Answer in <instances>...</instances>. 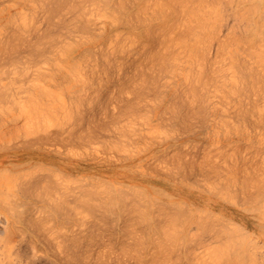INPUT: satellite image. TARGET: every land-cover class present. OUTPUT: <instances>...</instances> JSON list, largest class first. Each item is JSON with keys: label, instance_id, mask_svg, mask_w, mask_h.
<instances>
[{"label": "rangeland", "instance_id": "rangeland-1", "mask_svg": "<svg viewBox=\"0 0 264 264\" xmlns=\"http://www.w3.org/2000/svg\"><path fill=\"white\" fill-rule=\"evenodd\" d=\"M30 1L0 0V43L5 45L0 46V264H264V65L256 54L264 52V43L252 47L242 38L246 21L240 24L230 4L222 0L224 9L213 0L206 4L190 0L188 7L193 2L192 8L201 13H211L213 5L220 4V26L207 29L213 28L215 39L195 43L208 35L195 27L199 38L189 41L184 23L193 18L194 27L195 16L178 7L174 19L181 28L173 29L171 22L174 34L168 25L151 30L166 33L159 43L160 33L145 29V37L152 40L146 45L144 33L137 34L145 28L140 22L149 19L150 9L157 5L147 8L149 18L144 12V17H138L140 12L136 17L134 0H126L125 8L135 13L132 16L124 8L127 18L133 17L127 22L139 23L132 29L128 23V28L117 26L127 19L122 15L125 19L120 17L124 20L120 22L121 13L118 23L114 19L123 10L119 0H95L98 4L91 5L87 0V7L83 0H62L77 8L71 12L59 0L54 7L55 0ZM19 11L24 14L21 19ZM13 12L11 20L17 18V23L13 20L17 25L9 20ZM150 32L157 40L150 38ZM49 34L59 36L55 37L59 41ZM18 35L23 43L15 41ZM186 36L187 43H181ZM32 49L39 55L31 56ZM247 65H252V79L262 73L253 81L255 86L251 79L245 80L250 73ZM42 111L49 116L44 118L47 127L41 122ZM210 183L217 188L209 190ZM117 193L125 195H118L125 202ZM178 202L188 204L181 206L192 213L177 215L174 208L182 210ZM204 205L210 209L208 215ZM213 217L216 224L210 230L207 224ZM236 220L244 228H236ZM228 225L242 231L239 241ZM218 229L229 232L227 238Z\"/></svg>", "mask_w": 264, "mask_h": 264}, {"label": "bare ground", "instance_id": "bare-ground-1", "mask_svg": "<svg viewBox=\"0 0 264 264\" xmlns=\"http://www.w3.org/2000/svg\"><path fill=\"white\" fill-rule=\"evenodd\" d=\"M28 1H30V0H28ZM55 1H56V0H55ZM59 1L61 2L62 0H59ZM64 1H65V0H64ZM64 1H62V2L64 3ZM67 1H71V0H67ZM83 1H84V3H85V2H88L87 0H83ZM93 1H95V0H92V2H91V0H89V5H91L92 3H94ZM96 1L99 2L100 0H96ZM104 1H106V0H104ZM107 1H108V0H107ZM115 1H118V0H115ZM124 1H125V2H124ZM124 1H123V2L121 1V2H122V3H121L120 0H119V2H118L119 4H121V5H119V6H120L121 8H123V10H122L120 7H118V8H120V9L122 10V12H119V13H118V12L116 11V12H117V13H115L116 16H115V14L113 13L114 16H115L114 19L116 18L117 23H118V20L120 19V17H121L122 15H124L123 17L126 16V15H125V14H126L125 12L128 10V8H125V7H126L125 5H128V4H125V3H126V0H124ZM135 1H139V3L137 2V4H136ZM159 1H160V3H158ZM189 1H190V0H153L152 3H151V0H150V1H149V0H134V3H135V5H136V7H137V10H135V11L137 12V14H135V13H134V14H135V16H136V15H138L139 12H140V14L138 15V17H139L140 15H142L141 12H144V13H145L146 10H147V8H148V7H151L152 5H157V7H156V6H155V7L152 6V7H154L156 10H157V8H159L158 4L161 6L157 14L155 13L156 10H155V9H152V8L150 9L151 11L148 10L149 13H151V14L153 13L152 15H150V14L148 15V14H147L148 11H147V13H145L146 16H147V15H148L149 17L151 16L150 18L147 16L149 19H147L146 17H144V15H142V16L144 17V18L141 17V20H142V18H143V20H142L143 23H142V21L140 22V18H136L137 16L135 17V20H138V22H140V24L143 25L144 22H145V24H144L145 28H144V29L140 27L141 25L138 26V27L141 28V30L139 29L140 31H139L137 34H138V35H142L146 30H147L148 32L151 31V30L154 31L155 28H156V30H157V28H159V27L161 28L162 26L165 28V27H167V25H168V27H169V24H172V23H173V24L170 25V26H172L173 29L177 28V26H178V28H181V27L179 26V23L177 22L178 19L176 18L177 21L174 19V17H175V16L177 15V13H178V11H177L178 7H182V9H180V11H181V10H184L183 12H184L185 14H186V12H187V10H188V13L191 12V13H193V15L195 16V17H194V23L196 22V25H195L194 27H193V25H191V23H193V21H192L191 19H193V18H190V21H191L190 24H188V23H187V24L184 23V25L186 26V30H185V28H184L183 31H184L185 35H186V32H185V31H187V36H188V34H189V36H190V37L188 36L189 39H190L191 37H192V38L195 37V39L198 37L199 34L196 32L197 29L194 30L195 27L198 28V30H199L198 32H199V33L202 32V30H200V29L205 30V31L203 32V33H205V32H207V31L210 29V28H209L210 26H211V27H213V26H214V27H218V26H220L221 23H220V24H218V23H219V21L222 22V20H223V18L220 19L221 17H219V7H220V4H221V3H220L221 0H213L214 2L216 1V3L218 2V3H220V4H216V5H218V6L213 5L214 10H211V13H209V12H205V10H203V11L205 12V14H203L204 12L201 13V12H200L201 10H196L197 8H192V7L194 6V5H193V2H191V3H192V7H191V6L188 7L187 4L190 3ZM196 1H197V0H196ZM211 1H212V0H211ZM222 1H223V3H225V4H227V5L230 4L229 6L232 8V10L235 11V12L233 11V14L235 13V15H236V16L233 15V17H234L235 19H239V20H237L238 22L241 21V20H243L244 22L246 21V24H245L246 26H244L243 24L241 25V26H244V28H245V30H246V31L244 30L246 33L244 32L245 35L242 36L243 39H246L247 42L251 44V46H252V44L255 46V45H257V44L260 43V42H261L260 44L264 43V0H237V2H235V0H222ZM30 2H32V0H31ZM35 2H37V1L35 0ZM35 2L33 1V3H29V4H31V5L33 6V4H34ZM45 2H46V1H45ZM51 2L53 3L54 0L51 1ZM65 2H66V1H65ZM71 2H72V1H71ZM80 2H81V1H80ZM90 2H91V3H90ZM113 2H114V1H113ZM127 2H128V1H127ZM164 2H166V3H164ZM167 2H168V3H167ZM198 2H199V0L197 1V3H196V2H195V3H196V4H199ZM204 2H207V1H206V0H200V3L203 4ZM247 2H249V3H247ZM26 3H28V2H26ZM68 3H70V2H68ZM68 3H67V4L64 3L66 8H67L68 5H69ZM77 3H78V2H77ZM77 3H76V4H77ZM81 3H83V2H81ZM81 3H80V4H81ZM84 3H83V4H84ZM95 3H96V2H95ZM95 3H94V4H95ZM161 3H163V4H165V5H163V4H161ZM184 3H185V4L187 3V4H186L187 6H186ZM209 3H210V2H209ZM209 3H207V4L209 5ZM223 3L221 4V5H222V6H221L222 8H223V6H225V4H223ZM232 3H234L233 6H235V8H233V7L231 6ZM29 4H28V5H29ZM35 4H36V3H35ZM41 4H42V3H41ZM58 4H60V3H59L58 1H56L55 4L53 3V7H54V5H58ZM70 4H71V3H70ZM73 4H75V3H73ZM83 4H82V5H83ZM87 4H88V3H87ZM87 4L85 3L86 7H87ZM96 4H98V3H96ZM100 4H101V3H100ZM104 4H107V2H105ZM104 4L102 3V6H103ZM204 4H206V3H204ZM212 4H215V3H212ZM212 4H210L209 6L211 7ZM240 4H242V6H241L240 9L237 10V6L240 5ZM22 5H24V4H22ZM26 5H27V4H26ZM50 5H51V4H50ZM61 5H62V3H61ZM66 5H67V6H66ZM85 5H84V8H85ZM131 5H132V4H131ZM162 5H163L164 7H163ZM32 6H31V7H32ZM58 6H59V5H58ZM70 6H71V5H70ZM72 6H73V5H72ZM72 6H71V8H72ZM80 6H81V5H80ZM113 6H115V2H114V4H113ZM113 6H112V7H113ZM117 6H118V5H117ZM123 6H124V7H123ZM133 6H134V5H133ZM198 6H199V5H198ZM198 6H197V7H198ZM200 6H201V9H202L203 6H202L201 4H200ZM61 7H63V5H62ZM61 7H59V8H60V9H63V8H61ZM76 7H77V6H76ZM82 7H83V6H82ZM89 7H90V6H89ZM93 7H94V6H93ZM165 7H166V9H167V7H169V12H168V10H166L167 12H166V11L163 12V10H164ZM186 7H187V9H186ZM29 8H30V7H29ZM49 8H50V6H49ZM59 8L56 7V9H54V10H59ZM71 8L68 7V9H70V10H68V9H67V10L71 12ZM90 8H91V7H90ZM90 8H89V9H90ZM108 8H109V7H108ZM116 8H117V7H116ZM124 8L127 9V10L125 11ZM162 8H163V10H161ZM191 8H192V10H194V11H192ZM199 8H200V7H198V9H199ZM72 9H73V8H72ZM74 9H75V8H74ZM74 9H73V11H74ZM76 9H77V8H76ZM76 9H75V10H76ZM99 9H100V8H99ZM113 9H114V8H113ZM113 9H112V10H113ZM148 9H149V8H148ZM185 9H186V10H185ZM211 9H212V8H211ZM223 9H224V8H223ZM226 9H227V8H226ZM49 10H50V9H49ZM52 10H53V8H52V6H51V12H52ZM65 10H66V9H65ZM82 10H84V9H82ZM105 10H106V5H105V9H104V11H105ZM109 10H111V9H109ZM152 10H155V11L152 12ZM230 10H231V9L229 8V11H230ZM60 11H62V10H60ZM63 11H64V10H63ZM86 11H87V10H86ZM101 11L103 12V10H101ZM106 11H107V10H106ZM113 11H115V10H113ZM119 11H120V10H119ZM180 11H179V12H180ZM220 11H221V10H220ZM17 12H18V11H17ZM33 12H34V11H33ZM58 12H59V11H58ZM77 12H78V11H77ZM84 12H85V11L80 12V10H79L78 13L83 14ZM87 12H88V11H87ZM92 12H93V10H92ZM96 12H98V11H96ZM110 12H111V11H109V12H107V13L110 14ZM123 12H124V13H123ZM127 12L129 13L130 10H128ZM226 12H227V11H226ZM13 13H14V12H13ZM13 13H10L11 15L8 14V16L10 15V16H9V18H10L9 20H11V17H12V16H14V17L16 16V12H15L14 14H13ZM22 13H23L22 11H19V13H17V14H19V16H20V17H18V18L21 19ZM56 13H57V11H56ZM85 13H86V12H85ZM93 13H94V12H93ZM100 13H101V12H100ZM100 13H99V14H100ZM107 13L104 12V15H105V16L108 15ZM120 13H121V14H120ZM128 13H127V15H128ZM144 13H143V14H144ZM159 13H160V14H159ZM181 13H182V12H181ZM188 13H187V14H188ZM207 13H208V14H207ZM221 13H222V12H221ZM231 13H232V12H231ZM12 14H13V15H12ZM20 14H21V15H20ZM29 14H30V12H29ZM49 14H50V13H49ZM61 14H62V12H61ZM61 14H60V15H61ZM76 14H77V13H76ZM86 14H87V13H86ZM118 14H120V15H118ZM129 14H132V16L134 15L133 13H129ZM187 14H186V15H187ZM25 15H26V14H25ZM117 15L119 16V19H118ZM178 15H179V14H178ZM183 15H184V14H183ZM186 15H185V16H186ZM229 15L231 16V14H229ZM8 16H6V18H7ZM23 16H24V14H23ZM23 16H22V17H23ZM30 16L33 17V15H30ZM83 16H84V15H83ZM185 16H184V17H185ZM223 16H225V15H223ZM227 16H228V12H227V15H226L225 17H227ZM73 17H74V16H73ZM73 17H72V18H73ZM84 17H85V16H84ZM123 17H121V19H122ZM160 17H161V19H159ZM162 17H163V18H162ZM176 17H177V16H176ZM187 17H188V16H187ZM24 18H27V16H25ZM82 18H83V17H82ZM112 18H113V17H112ZM112 18H111V19H112ZM125 18H127V16H126ZM125 18H123V19H125ZM129 18L133 19V17H130V16H129ZM129 18L125 19V20H126V23H125L124 20H121V19H120V22H121V21H124V24H122V22H121V24H118L117 26H120V25H122V26H124V25L127 26V23H128L129 27L132 28V26L135 27V24H136V25L139 24V23H138V24H137V23H134V22L130 19V21H132V23H134V24L132 25L131 22H130V23L127 22V20H128ZM228 18H229V17H228ZM14 19H15V18H14ZM14 19H12L11 22L14 23V24H16V23H17V21H16L17 18H16V20H14ZM85 19H86V18H85ZM109 19H110V17H109ZM111 19H110V20H111ZM144 19H145V21H144ZM157 19H159V20L157 21ZM173 19H174V20H173ZM182 19H184V18H182ZM195 19H196V21H195ZM235 19H234V20H235ZM2 20H3V19H2ZM2 20H1V21H2ZM9 20H8V21H9ZM13 20L16 21V23H15ZM23 20H24V19H23ZM23 20H22V21L19 20L20 23L23 22ZM135 20H134V21H135ZM172 20H173L174 22H173ZM185 20H186V19H185ZM187 20H188V18H187ZM6 21H7V20H6ZM19 21H18V22H19ZM31 21H32V19H31ZM84 21H85V20H84ZM84 21H83V22H84ZM112 21H113V19H112ZM114 21H115V20H114ZM114 21H113V22H114ZM154 21H157V22H158V23H157L158 25H157ZM180 21H181V19H180ZM180 21H179V22H180ZM9 22H10V21H9ZM11 22H10V23H11ZM24 22L27 23L26 19H25ZM24 22H23V24H21L22 26L25 24ZM115 22H116V21H115ZM120 22H119V23H120ZM159 22H160L161 24H160ZM171 22H172V23H171ZM182 22H183V20H182ZM188 22H189V21H188ZM217 22H218V23H217ZM244 22H243V23H244ZM6 23H7V22H6ZM6 23H4V24L6 25ZM20 23H19V25H20ZM174 23H177V24H175V25H176L175 27H173V26H174ZM234 23H235V22H234ZM239 23H240V22H239ZM239 23H238V24H239ZM31 24H32V23H30L29 25H31ZM74 24H75V23H73V25H74ZM84 24L86 25V23H84ZM113 24H115V23H113ZM153 24H156L157 26H156V27H153V26H154ZM181 24H182V23H181ZM214 24H218V26H216V25H214ZM235 24H236V26H237V23H235ZM240 24H241V23H240ZM5 25H2V26H5ZM7 25H8V23H7ZM9 25H11V24H9ZM16 25H17V24H16ZM19 25H18V26H19ZM29 25H28V23H27L28 28H31L32 26L30 27ZM62 25H63V24H62ZM71 25H72V24H71ZM85 25H83V26L81 25V26H82L83 28H86L87 25H86V26H85ZM130 25H131V26H130ZM159 25H162V26H159ZM182 25H183V24H182ZM182 25H181V26H182ZM187 25H190V26L188 27V29H187ZM2 26H1V28H2ZM14 26H15V25H14ZM27 26L25 25L26 28H27ZM110 26H112V24H111ZM117 26H115V27H117ZM151 26H152V27H151ZM158 26H159V27H158ZM233 26H234V25H233ZM236 26L233 28V29H234L233 32H234V31H237V30H235V29H237ZM12 27H13V26H12ZM82 27H81V28H82ZM142 27H143V26H142ZM168 27H167V28H168ZM191 27H192V28H191ZM239 27H240V26H239ZM26 28H24V30H26ZM28 28H27V30H28ZM117 28H119V27H117ZM127 28H128V26H127ZM136 28H137V26H136ZM150 28H154V29H150ZM193 28H194V29H193ZM208 28H209V29H208ZM244 28H243V29H244ZM2 29H3V28H2ZM17 29H18V28H17ZM86 29H87V28H86ZM105 29H106V27H105ZM105 29H104V30H105ZM111 29H112V28H111ZM132 29H135V28H132ZM142 29H143V30H142ZM145 29H146V30H145ZM169 29H170V27H169ZM207 29H208V30H207ZM212 29H213V28H211V31H212ZM18 30H20V29H18ZM27 30H26V31H27ZM109 30H110V29H109ZM121 30H123V29H120V31H121ZM124 30H126V29H124ZM144 30H145V31H144ZM167 30H168V29H167ZM170 30H171V29H170ZM170 30H168V31H169L168 34H172V33L174 32L173 30H171V32L173 31V32L171 33ZM192 30H194V31L196 32V34H195V32L192 31ZM82 31H83V30H82ZM120 31H119V29H118V32H119V33H120ZM127 31H128V30H127ZM141 31H142V32L144 31V32L142 33ZM147 31H146V33L148 34ZM153 31H151V32H153ZM159 31H160V30H159ZM159 31L153 32V34H154V33L157 34V32H159ZM178 31H180V30H178ZM189 31H190V32H189ZM200 31H201V32H200ZM211 31H209V32L211 33ZM215 31H217V28H216ZM215 31L213 30V32H215ZM239 31H240V30H239ZM27 32H28V31H27ZM27 32H26V33H27ZM105 32H106V30H105ZM115 32H117V30H116ZM118 32H117V34H119ZM134 32H135V31H134ZM136 32H137V31H136ZM151 32H150V33H151ZM209 32H207V34H208V35H207V38H204V37L206 36V33H205V36H202L203 38L200 37V39H199L200 41H199V40L197 41V39H198L199 37L196 39L197 42H195V40L192 39V38L189 40V39L187 38V36L185 37L186 39L182 37V38H183V41H182V39H181V40L178 39V38H177V39H178L179 41H182L181 43L186 42L187 40H189V41H191V42L194 41L195 43H198V42H199V44H200V43L202 44L201 39H202V40H203V39H209V41H210V40H211V37L215 36V34H212V33H211V34H212V36H211V35L209 34ZM240 32H241V31H240ZM23 33H24V32H23ZM26 33H24V34L26 35ZM121 33H122V32H121ZM124 33H125V32H124ZM130 33H131V32H130ZM140 33H141V34H140ZM150 33H149L150 38H153L154 35H153L152 33H151V34H150ZM159 33H160V32H159ZM161 33H163L162 30H161ZM161 33H160V35L157 34L158 37L155 35V36L157 37V39L159 38L158 40L156 39V37H154V39L157 40L158 43H159L160 39L162 40V35H165V34H166V33H164V34L161 35ZM184 33H181V35L184 34ZM191 33H192V34H191ZM193 33L195 34V36H193ZM231 33H232V31H231ZM17 34H18V33H17ZM17 34L14 33V36L17 35ZM20 34H21V33H20ZM24 34H23V35H24ZM113 34H116V33H113ZM126 34H127V33H125V35H126ZM147 34H146V35H147ZM173 34H174V33H173ZM179 34H180V33H179ZM197 34H198V35H197ZM201 34H202V33H201ZM234 34H235V33H232V35H230V34H229V35H230V36H233ZM236 34H237V33H236ZM49 35H50V34H49ZM49 35H47L46 38H45V37H44V38H45L46 40H48L47 37L49 38L50 36H51V37L53 36L52 39H54L55 37H59V36H54L53 34L50 35V36H49ZM103 35H105V33H104ZM125 35H123V36L125 37ZM129 35H130V34H129ZM131 35H132V34H131ZM146 35H145V33H144V35H143L142 37L145 38L144 40H146L145 42H146V45H147V42H148V40H150V39L148 38V40H147L148 35H147V37H145ZM151 35H152L153 37H151ZM196 35H197V36H196ZM202 35H203V34H202ZM238 35H239V34H238ZM238 35H235V36H238ZM43 36H44V35H43ZM106 36H108V35H106ZM110 36H112L111 32H110V34H109V37H110ZM113 36H114V35H113ZM120 36H121V35H120ZM123 36H122V37H123ZM159 36H161V38H160ZM170 36H171L172 38H175V37H173L172 35H170ZM175 36H176V35H175ZM182 36H184V35H182ZM208 36H209V37H208ZM235 36H234V38H236ZM239 36H240V35H239ZM11 37H12V35H11ZM20 37L22 38L21 35H20ZM24 37H25V36H23V38H24ZM51 37H50V38H51ZM97 37H98V36H97ZM99 37H100V36H99ZM101 37H102V36H101ZM101 37H100V38H101ZM109 37H107V38H109ZM117 37H119V36L117 35ZM176 37H177V36H176ZM180 37H181V36H180ZM15 38H16L15 41L18 42V41H19V40H18L19 35H18V37H17V36L14 37V39H15ZM21 38H20V39H21ZM112 38H114V37H112ZM167 38H170V37L167 36ZM228 38H229V37H228ZM228 38H227V40H228ZM239 38H240V37H239ZM7 39H8V38H7ZM25 39H26V38H25ZM41 39H42V38H41ZM45 39H44V41H45ZM57 39H58V38H55L53 41L56 42ZM94 39L96 40V36H95ZM102 39H103V37H102ZM117 39H118V38H117ZM121 39H122V38H121ZM163 39H165V42H166V36H165V38H164V36H163ZM177 39H176V40H177ZM213 39H215V38L213 37L212 40H213ZM95 40H94V43H95ZM105 40H106V37L104 38V41H105ZM110 40H112L111 37H110ZM124 40H125V39H124ZM124 40H123V42H124ZM141 40H142V39H141ZM155 40H154V42L157 43V41H155ZM167 40H168V39H167ZM185 40H186V41H185ZM192 40H193V41H192ZM237 40H240V42H241V38H240V39H237ZM237 40H235V41L239 44V41H237ZM246 40H245V44L247 45L248 43H246ZM260 40H261V41H260ZM40 41H42V43H43V40H40ZM40 41H39V42H40ZM53 41H52V42H53ZM58 41H59V39H58ZM96 41L99 42V39L96 40ZM119 41H120V40H119ZM150 41H152V40H150ZM163 41H164V40H163ZM169 41H170V43L168 42L169 44H172V43H173V42L171 43L172 40H169ZM174 41H175V40H174ZM189 41H188V42H189ZM205 41H208V40H204V42H205ZM209 41H208V42H209ZM235 41H233V42H235ZM242 41H244V40H242ZM258 41H259V42H258ZM8 42H10V41H8ZM19 42H20V43H23L22 40L19 41ZM45 42H46V41H45ZM45 42H44V43H45ZM120 42H122V41H120ZM145 42H144V43H145ZM160 42H161V41H160ZM175 42H176V41H175ZM204 42H203V43H204ZM208 42H206V43H208ZM233 42L230 43V41H229V44H233ZM2 43H3V42H2ZM2 43H0V46H1ZM11 43H12V42H11ZM11 43H10L11 47H12V46H15V45L17 46V44H11ZM14 43H15V42H14ZM24 43H26V42L24 41ZM29 43H30V41L28 42V44H29ZM40 43H41V42H40ZM47 43H48V42H47ZM152 43H153V42H152ZM176 43H177V42H176ZM186 43H187V42H186ZM186 43H184V45H185ZM225 43L228 44V41L225 42ZM237 43H236V44H237ZM256 43H257V44H256ZM32 44H33V43H32ZM36 44H38V42H37ZM120 44H121V43H120ZM148 44H150V43L148 42ZM192 44H193V43H192ZM245 44H244V45H245ZM2 45H3V47L5 46L4 44H2ZM18 45H20V44H18ZM29 45H30V44H29ZM40 45H41V44H39V46H40ZM42 45H43V44H42ZM46 45H47V44H46ZM175 45H176V44H175ZM177 45H178V44H177ZM233 45H235V43H234ZM240 45H241V44H240ZM262 45H264V44H262ZM262 45H261V46H262ZM8 46H9V45H8ZM16 46H15V47H16ZM33 46H34V45H33ZM35 46H37V45H35ZM181 46H182V44H181ZM189 46H190V45H189ZM254 46H252V47H254ZM258 46H259V48H261V46H260L259 44H258ZM18 47H19V46H17V48H18ZM20 47L22 48V46H20ZM40 47H41V46H40ZM42 47H43V46H42ZM195 47H196V44H195ZM195 47H194V48H191V47L189 48V47H188V49H189V51H191V50L194 51L193 49H195ZM245 47H246V46H245ZM262 47H263V46H262ZM13 48H14V47H13ZM34 48H36V47H34ZM34 48H33V49H34ZM43 48H44V47H43ZM183 48H184V46H183ZM185 48H186V46H185ZM185 48H184V49H185ZM250 48H251V47H250ZM2 49H3V48H2ZM4 49H6V48H4ZM33 49H32V50H33ZM48 49H49V48H48ZM66 49H67V48H66ZM251 49H253V50L255 51V48H251ZM261 49L264 51L263 48H261ZM12 50H13V49H12ZM16 50H17V49H16ZM30 50H31V49H30ZM30 50H29V51H30ZM35 50H36V49H35ZM37 50H39L38 53H40V51H41L40 48H39V49L37 48ZM248 50H249V49H248ZM5 51H6V50H5ZM10 51H11V50H10ZM13 51H14V50H13ZM70 51H73V50L70 49ZM42 52H43V51H42ZM42 52H41V53H42ZM65 52H66V51H65ZM252 52H253V51H252ZM13 53H14V52H13ZM22 53H23V52H22ZM31 53H32V54H31ZM31 53H30L31 56H37V55H39V54L36 55L35 53H37V51L34 52V50H33ZM33 53H34L35 55H33ZM41 53H40V54H41ZM68 53H69V52H68ZM250 53H251V51H250ZM250 53H249L250 56L253 55L252 53H251V54H250ZM253 53H254V52H253ZM261 53H262V54H261ZM11 54H12V52H11ZM70 54H72V53H69V55H70ZM157 54H158V53H157ZM256 54H258V57H259L258 59H260V60L262 61L261 65H264V64H263V63H264V52H260V51H257V50H256ZM25 55H26V54H25ZM41 55H43V54H41ZM158 55H159V54H158ZM254 55H255V54H254ZM7 57H8V56H7ZM152 57H153V56H152ZM159 57H160V56H159ZM255 57H257V56L255 55ZM14 58H15V57H14ZM253 59H254V58H253ZM17 60H18V59H17ZM255 60H256V58H255ZM258 61H259V60H258ZM237 63H238V62H237ZM256 63H258V62H256ZM259 63H260V61H259ZM238 64H240V63H238ZM242 64H243V63H242ZM244 65H245V63H244ZM248 65H249V64H248ZM248 65H247L246 67L249 68V70H247V71L250 72V73H247V71H246V73H247V77H245V76H244V77H245V80H246V78L249 79V80L251 79L250 81H252V83H253L254 86H255V83H254L253 81L256 82V80L260 77V75H261L262 73L259 74L258 71H257V72L255 71L256 69H253L252 71H255V72H256L257 74H259V75H258V76L255 75L256 78L258 77L257 79H256V78L252 79V78L254 77V76H251V75H250V74H252L251 71H250L252 65H251L250 67H249ZM241 66H242V65H241ZM262 68H263V66H262ZM40 70H41V69H40ZM75 72H76V71H75ZM77 72H78V71H77ZM243 72H244V71H243ZM246 73H245V74H246ZM256 73H255V74H256ZM263 74H264V73H263ZM249 75H250V77H249ZM238 77H239V76H238ZM261 77L264 78L262 75H261ZM236 78H237V77H236ZM239 79H240V78H239ZM239 79H237V81H236V80H235V81L238 82ZM248 83H249V82H248ZM250 83H251V82H250ZM250 83H249V84H250ZM250 85H252V84H250ZM262 86H264V85H262ZM40 88H41V87H40ZM254 89H255V88H254ZM263 91H264V90H263ZM44 94L46 95V93H44ZM193 96H194V95H193ZM195 96H196V95H195ZM195 98H196V97H195ZM261 101H262V100H261ZM44 104H45V103H44ZM240 106H241V105H240ZM64 107H65V106H64ZM61 108H62V107H61ZM25 109H26V108H25ZM25 109H24V110H25ZM50 110H51V109H50ZM46 111H47V113H48V109H46ZM46 111H44V112L42 111V112H43V120H42V118H40V119L42 120L41 122L44 123L45 126L47 127V123H49V122H44V118L46 119V118L49 117V116H47ZM51 111H52V110H51ZM262 111H264V110H262ZM29 112H30V111H29ZM36 112H37V111H36ZM44 114H46V115H44ZM31 115H32V114H31ZM36 115H37V114H36ZM48 115H49V113H48ZM241 115H243V114H241ZM256 115H258V114H256ZM28 116H30V115H28ZM45 116H46V117H45ZM50 116H51V115H50ZM247 116H248V115H247ZM37 118H38V117H37ZM51 118H52V117H51ZM38 119H39V118H38ZM260 119H261V118H260ZM28 120H29V119H28ZM47 120H48V119H47ZM45 121H46V120H45ZM32 122H33V121H32ZM39 122H40V121H39ZM38 124H39V123H38ZM236 126H237V125H236ZM234 127H235V126H234ZM226 128H227V127H226ZM213 129H214V128H213ZM246 135H247V134H246ZM247 137H249V136H247ZM249 142H251V141H249ZM258 142H259V141H258ZM250 145H251V144H250ZM207 159H208V158H207ZM208 160H209V159H208ZM208 165H209V164H208ZM211 168H212V167H211ZM213 168H214V171H216L215 166H213ZM217 168H218V167H217ZM232 173H233V171H232ZM176 176H177V175H176ZM182 178H183V177H182ZM215 179H216V178H215ZM212 182H213V181H212ZM197 183H198V182H197ZM189 184H190V183H189ZM201 184H202V183H201ZM192 185H193V184H192ZM205 185H206V184H205ZM133 186H134V185H133ZM135 186H137V185H135ZM211 186L213 187V185H211V183H210V187H211ZM214 186H216V185H214ZM131 187H132V186H131ZM151 187H152V186H151ZM153 187H155V186H153ZM205 187H206V186H205ZM212 187L209 188V190H212ZM138 188H139V187H138ZM141 188H143V186H141ZM141 188H140V189H141ZM195 188H196V187H195ZM213 188H217V187H213ZM158 189L161 190L160 192L162 193V190H163V189H160V188H158ZM191 189H192V188H191ZM223 189H224V188H223ZM154 190H155V189H154ZM172 190H173V189H172ZM213 190H215V189H213ZM95 191H96V190H95ZM140 191L143 192V190H140ZM155 191H156V190H155ZM157 191H158V190H157ZM164 191H165V192H164L163 194L167 193V194H165V195H168V197L171 196L170 198H172V195H169L168 192H166L167 190H164ZM220 191H221V189H220ZM91 192H92L91 195H92V194H96V192H93V191H91ZM122 192H123V190H122ZM138 192H139V191H138ZM193 192H197V191H193ZM213 192H214V191H213ZM144 193H145V197H146V196H147V193H146V192H143V195H144ZM173 193H174V192H173ZM177 193H178V191H177ZM215 193H216V191H215ZM113 194H114V193H113ZM114 195H115V194H114ZM118 195H119V197H121V198L125 196V195H123V194H121V193H117V197H118ZM173 195H176V194H173ZM190 195H191V194H190ZM194 195H195V196H200L199 194L197 195L196 193H194ZM194 195L191 196V197H192V198H195ZM92 196H93V195H92ZM180 196H181V194H180ZM180 196L178 195V197H180ZM111 197H112V196H111ZM113 197H114V196H113ZM113 197H112V198H113ZM119 197H118V199H121V198H119ZM145 197H144L143 199H145ZM173 197H174V196H173ZM203 197H205V196H203ZM203 197H202V199H203ZM176 198H177V197H176ZM200 198H201V196H200ZM113 199H115V198H113ZM195 199H196V198H195ZM195 199H193V200H195ZM202 199H198V200L203 201ZM205 199H206V198H205ZM205 199H204V200H205ZM209 199H210V197L208 198V200L206 199L204 203H206V201H209ZM110 200H112V199H110ZM132 200H133V199H132ZM132 200H131V202H132ZM114 201H116V200H114ZM120 201H123V200L121 199ZM120 201H119V202H120ZM133 201H134V200H133ZM137 201H138V200H137ZM180 201H181V200H180ZM195 201H196V200H195ZM112 202H113V201H112ZM112 202H110V203H112ZM123 202H125V201H123ZM126 202H127V201H126ZM148 202H149V201H148ZM134 203H135V202H134ZM143 203H144V202H143ZM179 203H180V202H178V204H179ZM200 203H201V202H200ZM208 203H209V202H208ZM208 203H206V204H208ZM114 204H116V203H114ZM122 204H123V203H122ZM145 204H146V202H145ZM181 204H182V205H188V204H186V203H185V204H184V203H180V204L178 205V206H179L178 209H180V208L183 207V206H181ZM193 204H195L194 201H193ZM193 204H192V202H191V205H193ZM197 204H198V201H197ZM197 204H195V205H197ZM201 204H202V203H201ZM201 204H200V205H201ZM111 205H112V204H111ZM175 205H176L175 207H178V206H177V203H176ZM189 205H190V203H189ZM137 206H138V205H137ZM149 206L151 207L150 203H149ZM204 206H205V205H204ZM206 206H207V208H209L208 205H206ZM206 206H205V210H206L205 213L208 212V211L210 210V209H208V211H207ZM135 207H136V206H135ZM150 207H149V208H150ZM197 207H198V206H197ZM197 207H196V208H197ZM176 209H177V208H176ZM176 209L174 208V211H175V213H176L177 215H178V213H179V214H180V213L183 214L185 211H186L187 214L189 215L188 212H191V211H187V210L184 209V208H182V210L180 209L179 211H178V210L176 211ZM183 209H184V210H183ZM193 209L195 210L194 207H193ZM200 209H201V208H199V209L197 208V210H195V211H199V212H201ZM203 209H204V207H203ZM203 209H202V213L204 212ZM181 211H182V212H181ZM211 211L214 212L215 214H217L215 211H213V210H211ZM139 212H140V211H139ZM191 213H192V212H191ZM208 214H209V212L207 213V215H208ZM210 214H211V213H210ZM218 214H219V213H218ZM180 215H181V214H180ZM184 215H186V214H184ZM190 215H192V214H190ZM205 215H206V214H205ZM139 216H140V215H139ZM141 216H142V215H141ZM192 216H193V215H192ZM203 216H204V215H203ZM212 216L215 217V215H212V214H211V218H212ZM221 216H222V215H221ZM163 217H164V216H163ZM167 217H168V216H167ZM197 217H198V216H197ZM206 217H207V216H206ZM208 217H209V216H208ZM214 217H213L212 220H209V222L207 221L208 223L211 222V224H207V222H206V224L208 225L207 227H208V229H209V227H210V230H211V228L213 227L212 225L216 224V223L214 222V219H215ZM216 217H217V216H216ZM139 218H140V217H139ZM142 218H145V216L143 215V216L141 217V219H142ZM154 218H155V217H153V219H154ZM164 218H166V217H164ZM203 218H204V217H203ZM211 218H209V219H211ZM197 219H198V218H197ZM217 219H218V218H217ZM226 219H227V218H226ZM135 220H136V219H135ZM137 220H138V219H137ZM204 220H205V219H204ZM206 220H207V219H206ZM218 220H219V219H218ZM218 220H217L216 222H219ZM231 220H232V219H231ZM133 221H134V220H133ZM143 221H144V220H143ZM147 221H148V223H149V219H148V217H147ZM150 221H151V219H150ZM221 221H222V219H221ZM228 221H229V220H228ZM171 222H172V221H171ZM200 222H201V221H200ZM135 223H136V222H135ZM154 223H155V222H154ZM213 223H214V224H213ZM220 223H222V222H220ZM229 223H232V222L229 221ZM235 223H236V224H234V225H236V228H240V226L243 227V225H242L243 223H242L241 221L239 222V221L236 220ZM141 224H144V223H142V221H141ZM201 224H202V223H201ZM217 224H218V223H217ZM237 224H238V227H237ZM165 225H166V224H165ZM174 225H175V224H174ZM199 225H200V223H199ZM203 225H204V223H203ZM203 225H202V226H203ZM210 225H211L212 227H211ZM218 225H219V224H218ZM226 225H227V224H226ZM226 225H225V226H226ZM234 225H233V226H234ZM239 225H240V226H239ZM133 226H135V225H133ZM166 226H167V225H166ZM223 226H224V225H223ZM228 226H229V225H228ZM230 226H231V225H230ZM230 226H229V227H226V228L233 229V230L235 231L234 239H235V241H236L237 239H238V241H239V240L241 239V238H239V233H241L242 231H238V229L236 230V228L234 229V227H232V226H231V228H230ZM215 227L217 228V225H216ZM164 228L166 229L165 226H164ZM199 228H200V227H199ZM243 228H244V227H243ZM169 229H170V228H169ZM213 229H214V227H213ZM147 230H148V229H147ZM225 230H226V229H225ZM227 230H228V229H227ZM239 230H241V229H239ZM262 230L264 231V226H263ZM174 231H175V230H174ZM206 231H209V230H206ZM218 232H219V229H218ZM220 232H221V231H220ZM220 232L218 233L219 235H220ZM222 232H224V231H222ZM222 232H221V233H222ZM225 232H226L227 234L229 233V232H227V231H225ZM225 232H224V234H222V235H225V236H223V237H226V235H227ZM144 233H145V232H144ZM159 233H160V232H159ZM230 233H231V232H230ZM237 233H238V234H237ZM245 234L247 235V233H244L243 236H244ZM246 235H245V236H246ZM135 236H136V235H135ZM162 236H163V235H162ZM164 236H166V235H164ZM183 236H184V235H183ZM228 236H229V235H228ZM235 236H236V237H235ZM218 237H219V236H218ZM226 238H227V237H226ZM228 238H230V236H229ZM172 239H173V238H172ZM183 239H184V238H183ZM231 239H232V238H231ZM231 239H228V240H231ZM234 239H233V240H234ZM162 240H163V239H162ZM176 240H177V239H176ZM181 241H182V240H181ZM235 241H233V242H235ZM238 241H237V242H238ZM242 241H244V240L242 239ZM242 241H241V242H242ZM171 242H172V241H171ZM228 242H229V241H228ZM228 242H227V243L225 242L226 246H227ZM233 242H232V243H233ZM245 242H246V241H244V242H242V243L244 244ZM229 243H230V242H229ZM234 244L236 245V243H234ZM237 245H238V244H237ZM237 245H236V246H237ZM161 246H162V245H160V247H161ZM172 246H173V245H172ZM236 246H235V248H236ZM244 246H245V244H244ZM161 248H163V246H162ZM235 248H234V250L236 251ZM218 249H219V248H218ZM227 249H229V247H226L225 252H226V251H229V250H227ZM232 251H233V250H232ZM233 252H234V251H233ZM212 255H213V254H212ZM234 255L237 256V254H234ZM209 256H210V255H209ZM217 256H219V255H217ZM242 256H243V255H242ZM218 258H219V257H218ZM235 258H236V257H235ZM248 258H249V257H248Z\"/></svg>", "mask_w": 264, "mask_h": 264}]
</instances>
